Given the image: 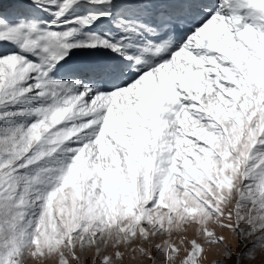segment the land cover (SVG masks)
<instances>
[{
  "label": "snow or ice",
  "instance_id": "6c2138e0",
  "mask_svg": "<svg viewBox=\"0 0 264 264\" xmlns=\"http://www.w3.org/2000/svg\"><path fill=\"white\" fill-rule=\"evenodd\" d=\"M0 264H264V0H0Z\"/></svg>",
  "mask_w": 264,
  "mask_h": 264
}]
</instances>
